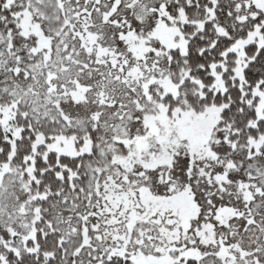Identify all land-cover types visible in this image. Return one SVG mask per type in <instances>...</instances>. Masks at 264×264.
<instances>
[{
    "label": "rangeland",
    "instance_id": "obj_1",
    "mask_svg": "<svg viewBox=\"0 0 264 264\" xmlns=\"http://www.w3.org/2000/svg\"><path fill=\"white\" fill-rule=\"evenodd\" d=\"M12 1L8 0V4ZM162 1L23 0L19 4L22 10L18 13L21 34L37 39L31 56L41 53L44 58L36 64L30 63L32 57L23 60L25 67H37L34 76H24L30 82L23 91L14 82L6 84L9 80L13 81L15 76L6 75L10 70L18 72L16 66L20 59L13 58L8 43H5V52L0 53V126L9 136L12 146L20 139L22 129L18 124L27 120L30 127L37 131L33 154L38 146L45 145L47 152L76 158L90 153L91 142L86 140L77 151L74 137L69 135L71 130L82 131L88 122L94 126L102 122L101 128L106 134L100 137L98 148L104 170H108L111 164L125 170V173L115 174L114 177L122 183L115 184L112 174L108 180L109 188L101 192L103 182L100 180H104L105 175L88 165L87 188L99 196L96 214L85 211V215H81L83 207H77L73 198L61 203L64 219H54L50 230L55 234L51 235L49 242L63 250L67 264H87L103 255L121 252L130 254L133 264H178L181 259L184 262L200 260L196 253L181 248L167 251L159 257L143 256L140 252L158 250L157 241L165 240L168 243V238L172 239V236L176 237L175 240L183 239L190 221L196 216V209L187 194H177L171 200L152 196L147 190L151 185L146 175L133 173V169L136 165L148 170L169 165L172 153L181 141H186L193 155L214 160L208 143L221 111V108L211 107L195 114L177 109L169 115L167 107L157 105L154 114L143 118L147 133L133 139L128 137L127 126L134 114L132 106L141 109L137 100L139 92L149 101V87L155 85L162 89V96H176L177 88L164 76H146V71L145 76H137V68H144L143 62L150 58V50L142 39L128 31L132 20L151 25L150 39L158 41L166 50L178 49L184 53L185 39L175 27H167L161 20L165 15ZM249 5L263 10L264 0H241L234 6V11L247 18ZM34 15L45 22L47 34L39 24L33 22ZM123 29L127 35L121 34ZM259 31L260 27H255L247 40L238 42L230 50L237 57L235 77L239 80L246 66L244 48L251 43L264 46ZM116 32L121 41L119 44L116 42ZM125 44L126 49L123 48ZM81 53L87 55L98 76H73L69 70L71 67H64L67 58H76ZM121 53H130L131 58L126 59L119 55ZM131 61L134 65L128 69L126 76L118 74L122 65L127 66ZM112 71L117 74L110 76ZM213 76L214 91L224 92L220 75L213 70ZM253 95L258 100L257 116L261 119L264 90L255 89ZM263 143L264 137L242 147L245 157L252 160L249 167L258 161V151ZM122 147L127 152L126 156L118 153ZM13 156L6 164H0V264L5 262L9 253L25 261L36 257L39 249L35 243L36 224L41 218V202L46 200L45 195L36 192L33 157H26L22 163H17L13 161ZM259 174L255 172L251 175L256 183L239 185L237 190L246 203L250 201L252 192L261 198L253 205L254 211L261 213L264 210V196L259 188L264 186V182ZM258 182L260 187H256ZM248 188L253 189L250 191ZM100 207L102 209L99 211ZM167 213L174 215L171 221L166 220L168 226L173 224L172 231L166 229L164 223L153 224L154 218ZM235 217L237 215L231 209H223L216 215L228 229L229 221ZM150 229L155 234L151 242L146 238ZM232 238L236 239L234 235ZM29 242H32V246L28 245ZM241 255L242 259L237 260L235 255L222 249L215 261L205 259V262L258 264V259L252 255Z\"/></svg>",
    "mask_w": 264,
    "mask_h": 264
},
{
    "label": "trees",
    "instance_id": "obj_2",
    "mask_svg": "<svg viewBox=\"0 0 264 264\" xmlns=\"http://www.w3.org/2000/svg\"><path fill=\"white\" fill-rule=\"evenodd\" d=\"M22 1L13 0L8 4V0H0V53L5 52V43H8L13 58L20 59L16 66L18 72L10 70L6 75L15 76L13 81L9 80L6 84L14 82L20 91L30 82V79H25L24 76H34L37 68L25 67L23 60L32 57L30 63L36 64L44 59L41 53L31 56L37 39L21 34L18 13L22 10L19 6ZM240 1L163 0L161 5L165 15L161 20L167 27H175L185 39L184 53L178 49L166 50L158 41L150 39L151 25L131 21L128 31L142 39L150 50V58L143 62L144 68H137V76H145L144 71L147 72L146 76H164L177 90L176 96H162L161 88L150 86L149 101L139 92L137 100L141 109L132 106L133 120L127 126L130 139L147 133L143 118L145 115L154 114L157 105L167 107L169 115L177 109L200 114L211 107L221 108L208 143L214 160L193 155L186 141H181L175 147L169 165H161L152 170L136 165V169H133V173L146 175L148 184L151 185L147 190L152 196L171 200L177 194H187L192 198L196 209V216L190 221L183 239L175 240L176 237L172 236V239L168 238V243L159 240L157 248L160 252L150 250L147 253L143 250L140 251L143 256L159 257L167 251L181 248L196 253L200 260L184 262L181 259L178 264H206L205 259L209 262L215 261L219 252L226 249L235 255L237 260L242 259L241 254H249L258 259V264H264V210L261 215L253 209V205L261 198L252 192L250 201L246 203L241 192L237 190L239 185L256 183L255 178L251 176L255 172L260 173L264 182V143L259 148L258 161L252 167L248 166L252 160L246 158L245 153L241 151L242 147L250 142H258L264 137V111L262 118L258 119V100L253 95L255 89L264 90V46L259 47L256 43H251L244 48L246 66L242 71L241 80L235 77L237 57L230 51L238 42L247 40L255 27H260L259 32L264 40V9L258 10L249 5L246 14L248 16L243 18L234 11V6ZM32 19L47 34L45 22L35 15ZM121 34L127 35V31L123 29ZM115 38L118 44L121 43L117 32ZM123 48L126 49V44ZM119 55L126 59L131 58L130 53ZM133 65L132 61L127 66L122 65L121 73L118 74L126 76L128 69ZM68 66L71 67L72 70H69L73 76H98L84 53L76 58H67L64 67ZM213 70L220 75L223 82L225 91L222 93L214 91ZM114 74L117 73L112 71L110 76ZM101 124L102 122H98L94 126L88 122L82 131L71 130L69 135L74 137L77 151L84 146L86 140L91 142L90 153L76 158L47 152L45 145L38 146L33 154L37 131L30 127L27 120L18 124L22 131L20 139L16 140L13 146L8 140L9 136L0 126V164H6L12 154L13 161L17 163H22L26 157H33L36 192L46 196V200L41 202L40 221L36 224L35 243L39 248L36 257L25 261L9 253L3 264H67L63 250L49 242L51 235L55 234L50 230L54 219H64V211L60 209L61 203L73 198L77 207H83L81 215H85V211L96 214L99 196L87 188L88 165L99 169L105 175V179L100 180L103 182L99 190L101 192L109 188L108 180L112 174L116 184L122 182L119 178H114L115 174L125 173V170L116 164H111L108 170H104L98 148L100 137L106 134ZM46 143L48 144L49 140ZM118 153L121 156L127 154L123 147ZM259 182L256 187L261 186ZM248 189L252 191L253 188ZM259 189L264 196V186ZM101 209L102 207L99 211ZM223 209H231L237 215L229 221V229L216 218L217 213ZM173 216V213L157 216L153 224L164 223V227L172 231L173 224L168 226L166 220L171 221ZM236 229L237 232H234ZM152 231L150 229L146 234L149 242L155 238ZM232 235L236 239H233ZM30 243L32 242L28 245L32 246ZM131 258L130 254L121 252L103 255L100 259L88 261L87 264H133Z\"/></svg>",
    "mask_w": 264,
    "mask_h": 264
}]
</instances>
